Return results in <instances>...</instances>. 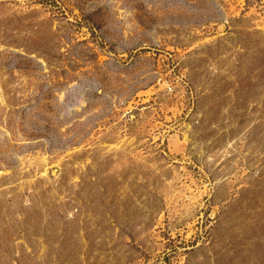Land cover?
<instances>
[{"label":"rangeland","instance_id":"rangeland-1","mask_svg":"<svg viewBox=\"0 0 264 264\" xmlns=\"http://www.w3.org/2000/svg\"><path fill=\"white\" fill-rule=\"evenodd\" d=\"M0 264H264V0H0Z\"/></svg>","mask_w":264,"mask_h":264}]
</instances>
